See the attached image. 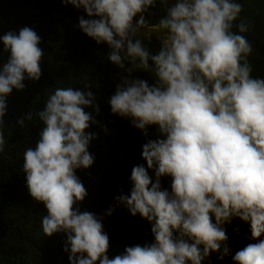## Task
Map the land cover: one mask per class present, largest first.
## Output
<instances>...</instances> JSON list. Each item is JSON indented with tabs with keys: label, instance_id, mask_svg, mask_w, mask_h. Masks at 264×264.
<instances>
[{
	"label": "clouds",
	"instance_id": "obj_1",
	"mask_svg": "<svg viewBox=\"0 0 264 264\" xmlns=\"http://www.w3.org/2000/svg\"><path fill=\"white\" fill-rule=\"evenodd\" d=\"M61 2L83 9L88 18L79 17L78 27L108 45L113 65L154 78L150 84L122 77L108 101L112 114L129 119L145 136L153 125L159 133L142 145L146 166L132 168L130 193L114 197L116 206L151 224L154 241L125 247L109 259L102 217L74 207L87 195L75 172L94 162L88 147L95 133L85 130L96 121L84 109L99 108L91 91L73 87L48 95L35 113L44 125L39 139L23 154L28 192L47 212L41 220L45 236L66 233L69 264H203L211 253L219 260L230 255L224 225L239 218L250 225L249 239L256 242L236 251L234 264H264V78L251 75L252 49L242 35L249 25L240 20L232 31L242 4L159 0L164 12L152 25L160 33L153 52L137 33L148 26L145 13L157 0ZM0 41L10 54L0 68L2 124L12 90H22L25 79H40L43 52L40 37L27 26L18 34L6 32ZM5 142L0 131V151ZM163 176L171 177L170 190L162 188Z\"/></svg>",
	"mask_w": 264,
	"mask_h": 264
},
{
	"label": "trees",
	"instance_id": "obj_2",
	"mask_svg": "<svg viewBox=\"0 0 264 264\" xmlns=\"http://www.w3.org/2000/svg\"><path fill=\"white\" fill-rule=\"evenodd\" d=\"M238 2L243 7L232 31H237L235 25L240 20L249 25L242 35L252 49L247 57L251 75L264 78V0ZM163 12L157 0L145 13L148 26L137 33V38L153 52L159 48L160 33L152 25ZM81 16L88 18L83 9L63 5L61 0H0V36L9 31L18 34L21 28L30 27L40 37L38 46L43 52L40 79H25L22 90H12L6 98V114L0 124L6 141L0 151V264H69V253L64 251L67 235L57 232L45 236L41 220L47 214L46 209L42 202L30 196L23 172V154L27 148H35L44 127L35 113L45 107L48 95L57 87L91 91L95 96L94 105L99 108L98 112L93 107L84 109L96 121L85 130L95 133L88 147L94 162L89 168L75 172L87 195L74 207L102 217L103 230L109 237V259L122 254L125 247L144 246L154 241L151 224L139 214L132 216L123 205L116 206L114 197L130 193L132 168L138 164L146 166L141 156L142 145L149 139H157L159 133L153 125L147 128L145 136L129 119L112 114L108 103L122 77L130 75L150 84L154 78L139 70L129 74L113 65L108 60V45L97 44L78 27ZM9 55L0 41V68ZM29 113L33 114L31 120L27 119ZM20 119L25 121L23 126L18 123ZM149 175L154 179L152 170ZM170 184L171 177H161L162 188L170 190ZM110 207L114 210L106 215ZM224 227L230 255L219 260L218 253H211L203 264H234L235 252L256 242L249 239L250 225L239 218H233Z\"/></svg>",
	"mask_w": 264,
	"mask_h": 264
}]
</instances>
